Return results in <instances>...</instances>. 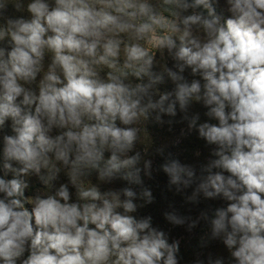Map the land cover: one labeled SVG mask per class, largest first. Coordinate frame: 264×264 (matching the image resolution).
<instances>
[{
	"label": "clouds",
	"instance_id": "1",
	"mask_svg": "<svg viewBox=\"0 0 264 264\" xmlns=\"http://www.w3.org/2000/svg\"><path fill=\"white\" fill-rule=\"evenodd\" d=\"M218 2L0 0V16L9 5L30 14L0 25V127L11 121L13 133L3 136L0 264H179L180 242L133 215L137 199L152 203L150 189L101 191L89 179L142 185L152 161L130 153L143 125H172L163 117L178 111L213 158L199 177L171 153L160 168L177 192L196 185L187 200L226 206L165 218L189 230L210 223L201 247L219 239L229 257L208 264H264V0H225L226 19ZM158 54L172 66L155 71ZM166 79L173 88L160 91ZM61 172L68 182L54 192L25 196V177L52 189Z\"/></svg>",
	"mask_w": 264,
	"mask_h": 264
},
{
	"label": "rangeland",
	"instance_id": "2",
	"mask_svg": "<svg viewBox=\"0 0 264 264\" xmlns=\"http://www.w3.org/2000/svg\"><path fill=\"white\" fill-rule=\"evenodd\" d=\"M28 2V0H25V4ZM214 7L217 11V14L221 15L222 19L228 18L231 14L227 11L225 0H219L218 3L214 4ZM19 16H24L25 18H29L30 14L27 13V11L24 12H17L15 9L9 5L7 10L3 13V19L5 23V18L11 17L16 18ZM3 24V23H2ZM157 60L160 62V64L154 68L155 71L161 70V65H163L165 62L169 67L172 66V61L165 57V59H161L159 54L157 55ZM48 62V59L46 58V63ZM190 70H186L185 75L188 76L189 79H192L189 75ZM39 79V77H38ZM158 88L160 91H171L173 88V85L170 81L166 79V82L163 84L158 85ZM205 111V108L201 104H193V106L190 108V113H199L200 114V121H203V113ZM182 114L177 113V116L174 118H170L168 116H164L163 119L165 121L169 119H173L175 122L172 125H168L167 123L160 125L152 121L151 119L147 121L143 125L144 131L141 134V142H138L136 145V148L134 149L133 153L135 151H140L142 153L143 159L151 160L152 161V175L151 177L144 175V173H141V178L143 180V184L138 186L134 189L139 193L142 188L146 187L151 190L153 195V201L150 204L144 203L143 200L137 199L134 201L138 204V208L136 213H133V215L137 216V218L152 217V225L153 227H156L160 230L165 231V233L169 237V243H171L174 240H178L180 244L183 241H186L188 243L189 238H193L194 231L196 229V226L192 228L191 230L188 229V224L185 223L184 225H173L165 218L166 212H173L175 211L176 214L180 216H190L193 220L195 219V214L199 211L193 210L196 207V203H203L207 204L210 199H205L201 195L198 202H192L187 200L188 196H191L195 184H193L191 187L184 189L181 192L176 191L175 185L169 184V177L166 173L163 172V170L160 168V165H162L166 158H168V154H172V158H177L181 161V163L191 165L196 170V175L199 177L201 175V166L206 165L210 159L213 157L211 156V148L214 146H209L206 144L204 140L203 143L199 145V147L202 146L201 150L195 149L191 150V146L196 144V141L201 138L198 137V133L193 130L191 133L187 132V121L181 120ZM198 122V123H199ZM216 122V121H215ZM217 123V122H216ZM11 121H8L7 125L5 126L4 135H12L11 131ZM182 131L186 134L182 135ZM3 143V140H2ZM203 144V145H202ZM163 148L164 154L160 155L157 152V149ZM198 148V147H197ZM14 166H16L14 164ZM143 166V160L141 161V167ZM36 176V175H35ZM39 177L36 176V179ZM25 179L28 181L29 187L25 190L26 197H35L36 195H45L48 192H54L55 187H58L60 183H67L68 178L67 176L61 172L59 179L54 182V187L52 189H47L45 185L42 184L40 179V186H36L31 183V180L28 177H25ZM91 182L93 184H98L101 191L108 190L109 188H114L113 183L112 184H103L100 183L96 177H89ZM70 192H72V200L75 201V189L72 188L71 185H69ZM221 204L220 207L226 206V202L221 199L217 198ZM29 211H31L33 205L29 204ZM139 205H143L142 207H139ZM158 205L159 208L157 209L155 206ZM200 215V213H198ZM34 224V219H33ZM215 241L217 239H214ZM221 241V240H220ZM214 242V241H213ZM179 244V245H180ZM223 244V243H222ZM209 247H212L215 249L216 244H212ZM220 248V249H219ZM215 251L220 252L219 257H224L226 260L229 257L228 250L226 247H219ZM199 259L194 258L190 261H181L179 264H196V261ZM201 260V259H199ZM203 261V260H201Z\"/></svg>",
	"mask_w": 264,
	"mask_h": 264
},
{
	"label": "trees",
	"instance_id": "3",
	"mask_svg": "<svg viewBox=\"0 0 264 264\" xmlns=\"http://www.w3.org/2000/svg\"><path fill=\"white\" fill-rule=\"evenodd\" d=\"M217 12V11H216ZM2 23L4 24V19L3 17L0 16V25H2ZM0 46H6V44L4 45H0ZM206 112V109L204 111V113ZM202 115L203 117V121H207L208 118L204 115ZM212 123H216L214 120L210 121ZM8 121H6L5 125L0 127V169H2V165H3V134H4V130L6 129L5 126L7 125ZM203 139H198L196 141V144L198 146H196L195 144L193 146H191V150H195V149H199L201 150L202 146L199 147V145L201 143H203L202 141ZM203 145V144H202ZM198 147V148H197ZM108 155V154H106ZM0 175H3V172L0 171ZM91 177H96V174L93 173ZM7 178L11 179L12 178V174L9 173ZM31 183L34 184L36 186H40V181L38 179H36V176L30 175L29 176ZM113 186L114 189H119L122 187H132L133 189L137 188V185L133 184V185H129L127 181H123V180H118L113 182ZM26 196V195H25ZM221 202L218 199L212 200L210 199L209 202L205 205L203 203H196V207L193 210H197L199 211L198 213L201 212H208L209 217L212 216L213 212L212 210L219 208L220 207ZM25 207L29 209V205L28 203L25 204ZM157 209L159 208L158 205L155 206ZM196 213L195 214V219L199 218V214ZM176 226V225H175ZM211 235V225L208 221H205L203 219L199 220V223L196 226V229L194 231V236L193 238H189L187 241H183L180 245H179V262L181 261H190L191 259L194 258H198L203 260L204 264H208V257L209 255L212 256L213 259L219 257L221 254L219 251H215L217 250V248L219 247H225L224 244H222V241H220L219 239H217L216 241L214 239H208L207 242V246L206 247H201V238L205 237L208 238ZM214 241V242H213ZM212 244H216L217 247H215V249H213L212 247H209ZM220 249V248H219ZM28 253H25V257L27 256Z\"/></svg>",
	"mask_w": 264,
	"mask_h": 264
}]
</instances>
